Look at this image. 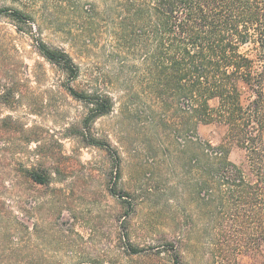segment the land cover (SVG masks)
Returning a JSON list of instances; mask_svg holds the SVG:
<instances>
[{
    "label": "rangeland",
    "instance_id": "obj_1",
    "mask_svg": "<svg viewBox=\"0 0 264 264\" xmlns=\"http://www.w3.org/2000/svg\"><path fill=\"white\" fill-rule=\"evenodd\" d=\"M90 4L102 7L99 0H0V240H7L0 254L14 247L59 264H176L178 252L180 264H237L216 253L215 213L209 192L199 190L223 128L181 127L178 106L160 110L134 83L139 63L118 57L116 30L87 29ZM14 10L30 23L7 14ZM38 39L72 58L76 80L38 53ZM68 86L110 96L112 111L93 117ZM243 157L233 149L230 160ZM129 245L141 253L126 252Z\"/></svg>",
    "mask_w": 264,
    "mask_h": 264
},
{
    "label": "trees",
    "instance_id": "obj_2",
    "mask_svg": "<svg viewBox=\"0 0 264 264\" xmlns=\"http://www.w3.org/2000/svg\"><path fill=\"white\" fill-rule=\"evenodd\" d=\"M99 1L101 8L90 4L85 10L87 29L99 23L101 30H116L118 57L139 63L131 73L141 91L160 110L178 106L181 127L193 122L196 128H223L220 143L210 146L213 164L199 189L209 192L215 213V250L220 257L234 255L237 264L245 259L264 264V0ZM7 14L19 23L32 19L18 10ZM36 49L71 81L78 78L79 68L65 51L39 39ZM67 89L89 105L93 117L114 107L110 96L93 98ZM135 96L140 97L138 92ZM94 145L110 151L107 144ZM233 149L244 154L240 163L230 160ZM200 171L206 175L205 166ZM26 173L36 184L48 182L36 170ZM6 241L0 240V249ZM126 252L138 255L141 250L129 245ZM174 262L180 264L178 252ZM0 264L59 262L25 258L13 247L0 254Z\"/></svg>",
    "mask_w": 264,
    "mask_h": 264
}]
</instances>
